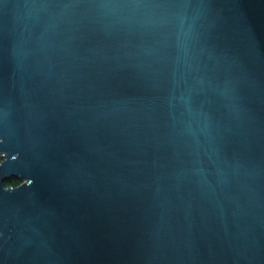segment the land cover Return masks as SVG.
<instances>
[{"label":"water","instance_id":"1","mask_svg":"<svg viewBox=\"0 0 264 264\" xmlns=\"http://www.w3.org/2000/svg\"><path fill=\"white\" fill-rule=\"evenodd\" d=\"M0 159V264H264V0H0Z\"/></svg>","mask_w":264,"mask_h":264},{"label":"trees","instance_id":"2","mask_svg":"<svg viewBox=\"0 0 264 264\" xmlns=\"http://www.w3.org/2000/svg\"><path fill=\"white\" fill-rule=\"evenodd\" d=\"M0 161H1V159H0ZM19 184H20V182L18 180L11 179L10 181H7L5 183V186H17Z\"/></svg>","mask_w":264,"mask_h":264}]
</instances>
